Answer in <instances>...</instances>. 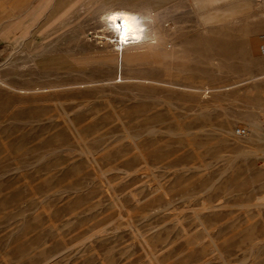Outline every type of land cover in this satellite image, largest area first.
<instances>
[{
	"label": "rangeland",
	"instance_id": "obj_1",
	"mask_svg": "<svg viewBox=\"0 0 264 264\" xmlns=\"http://www.w3.org/2000/svg\"><path fill=\"white\" fill-rule=\"evenodd\" d=\"M262 45L264 0H0V264H264Z\"/></svg>",
	"mask_w": 264,
	"mask_h": 264
},
{
	"label": "bare ground",
	"instance_id": "obj_2",
	"mask_svg": "<svg viewBox=\"0 0 264 264\" xmlns=\"http://www.w3.org/2000/svg\"><path fill=\"white\" fill-rule=\"evenodd\" d=\"M135 11L123 7H106L105 11L102 13L104 28L106 27L111 33L115 34V46H119L120 51H122L124 47H138L145 42L148 44L156 39L154 35L150 34L151 29L148 28V24L146 23L147 20H149L147 22L153 23L154 15H148L144 12L145 15L144 13H138ZM109 17L116 18L109 19ZM249 139L251 141L264 143V133L255 132V135L253 137L250 136ZM261 154L264 155V151Z\"/></svg>",
	"mask_w": 264,
	"mask_h": 264
},
{
	"label": "built area",
	"instance_id": "obj_3",
	"mask_svg": "<svg viewBox=\"0 0 264 264\" xmlns=\"http://www.w3.org/2000/svg\"><path fill=\"white\" fill-rule=\"evenodd\" d=\"M261 52L264 53V45L261 46L260 48ZM246 132L244 129H237L236 130V135L238 136H245Z\"/></svg>",
	"mask_w": 264,
	"mask_h": 264
},
{
	"label": "snow or ice",
	"instance_id": "obj_4",
	"mask_svg": "<svg viewBox=\"0 0 264 264\" xmlns=\"http://www.w3.org/2000/svg\"><path fill=\"white\" fill-rule=\"evenodd\" d=\"M116 17H109V19H115Z\"/></svg>",
	"mask_w": 264,
	"mask_h": 264
}]
</instances>
